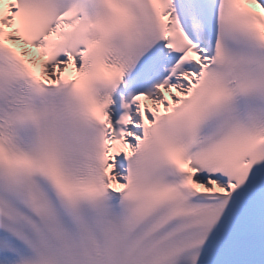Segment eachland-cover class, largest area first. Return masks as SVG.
<instances>
[{
    "label": "bare ground",
    "instance_id": "bare-ground-1",
    "mask_svg": "<svg viewBox=\"0 0 264 264\" xmlns=\"http://www.w3.org/2000/svg\"><path fill=\"white\" fill-rule=\"evenodd\" d=\"M35 50H33V49H31V50H29V53H33ZM197 60V57H195L194 58V60ZM177 86H181L180 84H176L175 86H174V88H172V91H174V89L177 87ZM133 139V135L131 134V132H128L127 133V136H126V139L124 140V142L122 143V147H121V150H123L124 149V151H126V152H129V150H131V144H130V142H131V140ZM111 146H115V143H111Z\"/></svg>",
    "mask_w": 264,
    "mask_h": 264
},
{
    "label": "rangeland",
    "instance_id": "rangeland-1",
    "mask_svg": "<svg viewBox=\"0 0 264 264\" xmlns=\"http://www.w3.org/2000/svg\"><path fill=\"white\" fill-rule=\"evenodd\" d=\"M112 142H113V140H112ZM115 143L117 144V146H118L119 148H121V144H122V142L116 141Z\"/></svg>",
    "mask_w": 264,
    "mask_h": 264
}]
</instances>
